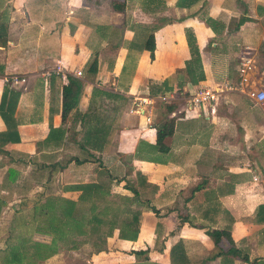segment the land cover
<instances>
[{
    "label": "crops",
    "instance_id": "obj_1",
    "mask_svg": "<svg viewBox=\"0 0 264 264\" xmlns=\"http://www.w3.org/2000/svg\"><path fill=\"white\" fill-rule=\"evenodd\" d=\"M0 20V97L5 85L18 92L9 120L18 140L0 143L8 232L29 230L47 242L32 231L31 216L46 196L76 201L79 186L92 184L96 193L131 197L134 188L158 214L141 208L135 240L108 237L101 250L83 243L91 250L86 264L137 262L128 251L145 248L149 261L169 264L176 242L189 264H248L204 260L213 252L207 228H229L235 246L264 264V222L253 220L264 204V99L246 94L264 91V0H0ZM185 29L201 81L185 71ZM93 57L95 72L87 73ZM242 57L252 60L245 87ZM68 77L81 91L61 118ZM196 86L222 92L196 109L188 106ZM165 121L173 128L158 149L155 126ZM61 253L40 264H65Z\"/></svg>",
    "mask_w": 264,
    "mask_h": 264
},
{
    "label": "trees",
    "instance_id": "obj_2",
    "mask_svg": "<svg viewBox=\"0 0 264 264\" xmlns=\"http://www.w3.org/2000/svg\"><path fill=\"white\" fill-rule=\"evenodd\" d=\"M209 24V19L204 20ZM185 39L189 51V60L185 63L187 74L196 75L199 81L203 80L201 65L194 36L189 31H184ZM0 44H3V21L0 20ZM144 49L149 53V58H153V37L148 35L144 43ZM96 59L93 57L87 64L86 72H95ZM81 91V82L73 77H68L62 85L61 98V118L69 110L76 106L77 98ZM18 92L11 87L4 86L0 97V118L5 123L6 130L0 132V143L18 140L15 124L10 128L9 120L14 110ZM172 122L165 121L159 126H155V144L158 149L161 140L172 132ZM143 184V181L141 182ZM126 186V185H125ZM92 184H82L79 186L80 194L76 201L63 197L46 196L42 203L37 204L32 209L33 232L50 236L47 242L31 239L30 235L20 234L15 241L5 240L3 248L0 249V264H40L47 258L61 250H75L81 244L90 242L91 247L101 250L106 238L115 236L119 239L135 240L138 233L139 216L141 208H148L155 215L158 210L148 205V201L138 198L134 188L131 197L116 196L121 202V217L108 216V202L103 195L96 193L92 189ZM5 204V200L0 196V208ZM179 222L186 220L180 217ZM253 220L264 222V204L256 206ZM204 233L211 239L213 252L204 260H211L219 257L222 262L229 263L232 259L241 262L255 264L256 259H249L247 254L237 248L231 238L229 228L205 229ZM94 235V239L90 236ZM83 238L78 239L77 237ZM76 237V238H75ZM145 249H133L128 251L141 260L125 264H161L156 261H149ZM169 264H189L182 244L176 242L169 248Z\"/></svg>",
    "mask_w": 264,
    "mask_h": 264
},
{
    "label": "built area",
    "instance_id": "obj_3",
    "mask_svg": "<svg viewBox=\"0 0 264 264\" xmlns=\"http://www.w3.org/2000/svg\"><path fill=\"white\" fill-rule=\"evenodd\" d=\"M252 60L250 57H242L239 59L237 71L240 75V79L238 81L239 87L243 85V87L248 86L247 81L248 77L246 76L248 71L251 69ZM79 71H76L75 74L79 75ZM6 80V79H5ZM227 88V87H225ZM222 92L220 88H212L209 86H196L192 89L191 93L188 97V106L194 108H206L212 106L219 97V94ZM246 94L250 98H254L257 101H261L264 99V91L256 90L255 88H248L246 90Z\"/></svg>",
    "mask_w": 264,
    "mask_h": 264
},
{
    "label": "rangeland",
    "instance_id": "obj_4",
    "mask_svg": "<svg viewBox=\"0 0 264 264\" xmlns=\"http://www.w3.org/2000/svg\"><path fill=\"white\" fill-rule=\"evenodd\" d=\"M102 195V194H100ZM104 198L107 200L108 202V207H109V211H108V216L110 215H114L115 217H121V207L120 204L121 202L118 201L114 196H111V194H107L105 193V195H103ZM141 200V199H140ZM8 209H6V211L4 213H2V218H0V239L2 237H6L7 236V233H11L12 235L8 237V240L9 241H15L16 239V236H17V233L15 232V230H12L11 232H8L7 231V224H8V221L10 220V217H11V212H7ZM24 235H30L29 234V230H25L22 232ZM6 235V236H5ZM94 235L90 236L91 239H94ZM76 238V237H75ZM78 239L80 238H83L82 236L80 237H77ZM105 244V243H104ZM80 242H79V251H78V254L76 255H72L70 253H68L69 251L67 250H62L63 253L60 254V258L62 259V261H64L65 264H86V259L90 258L89 254H90V251L89 248L84 244L82 246ZM100 247L102 246L103 247V244L102 245H99ZM200 256H202L201 254H199ZM121 259V258H120ZM89 262V260H88ZM197 264L200 263V259L196 260L195 261Z\"/></svg>",
    "mask_w": 264,
    "mask_h": 264
}]
</instances>
